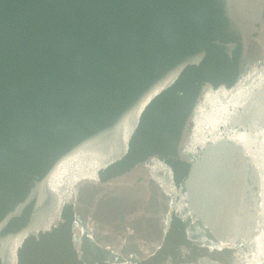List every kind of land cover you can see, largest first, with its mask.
Listing matches in <instances>:
<instances>
[{"label": "water", "instance_id": "1", "mask_svg": "<svg viewBox=\"0 0 264 264\" xmlns=\"http://www.w3.org/2000/svg\"><path fill=\"white\" fill-rule=\"evenodd\" d=\"M0 264H264V0H0Z\"/></svg>", "mask_w": 264, "mask_h": 264}]
</instances>
